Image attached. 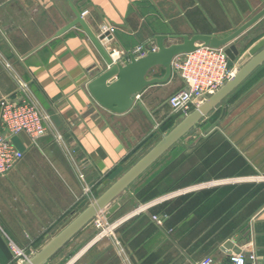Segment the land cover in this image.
<instances>
[{"label":"crops","instance_id":"obj_1","mask_svg":"<svg viewBox=\"0 0 264 264\" xmlns=\"http://www.w3.org/2000/svg\"><path fill=\"white\" fill-rule=\"evenodd\" d=\"M71 5L112 59L122 61L139 56L143 46L156 49L157 35L227 36L264 0H0V100L20 97L22 87L46 126L36 142L23 133L11 137L23 156L0 175V225L30 255L81 201H92L176 124L167 100L184 86L172 72L139 92L123 113L99 105L87 84L106 69L102 57L79 25L55 35L74 19ZM261 33L264 17L235 43ZM163 73L155 67L148 78ZM176 148L179 154L167 157ZM215 179L233 182L166 198ZM115 202L110 217L99 213L109 222L154 204L112 235L97 237L91 220L46 264H197L206 256L225 259L220 248L227 240L252 247L256 264H264V63ZM0 264H13L1 236Z\"/></svg>","mask_w":264,"mask_h":264},{"label":"water","instance_id":"obj_2","mask_svg":"<svg viewBox=\"0 0 264 264\" xmlns=\"http://www.w3.org/2000/svg\"><path fill=\"white\" fill-rule=\"evenodd\" d=\"M74 19L56 32L59 36L70 28L79 25L106 64V69L90 80L87 88L102 107L123 113L133 104L135 96L145 87L166 82L171 74V62L179 54L193 51L199 44L213 48H224L228 57V66L236 67L234 75L217 91L207 96L205 100L188 114L181 116L176 124L164 135H161L146 151H144L121 175L107 185L92 201H81L79 211H72V218L51 237L44 245L35 251L22 264H46L47 261L64 247L83 227L93 220L99 213L107 211L110 217L119 205L115 200L142 174H144L164 153L183 137L192 134L201 120L217 107L230 93H232L257 67L264 63V40L252 45L239 61L236 41L248 29L264 17V6L238 28L224 37L207 34L188 35H157L156 49L148 50L144 46L143 56L130 53L128 59L115 61L103 47L100 39L93 33L85 22L81 13L71 5ZM179 39V42L166 45L165 40ZM155 67H162L161 77L148 78L149 71ZM114 78V79H113ZM220 250L229 255L239 253L241 248L232 240L223 243Z\"/></svg>","mask_w":264,"mask_h":264},{"label":"built area","instance_id":"obj_3","mask_svg":"<svg viewBox=\"0 0 264 264\" xmlns=\"http://www.w3.org/2000/svg\"><path fill=\"white\" fill-rule=\"evenodd\" d=\"M141 52L139 56L145 54L142 50ZM171 69L180 76L184 83V86L170 95L167 100L170 109L179 118L201 104L207 96L217 91L235 73V67L228 66V57L224 48H213L203 44H199L191 52L175 56L171 62ZM21 89L24 93L20 97H4L0 100V175L7 173L23 156V153L11 141V137L23 133L32 142H36L46 132L44 116L40 108L22 87ZM226 182H233V180L194 184L178 189L166 198L209 189ZM163 199L164 197H161L159 201ZM153 204L154 202H150L138 206L129 214L110 222L103 215L98 214L93 219L94 227L98 231L96 236L112 235L123 221L146 212ZM152 219L160 222L156 216H152ZM0 230L15 264H22L28 260L31 255L1 226ZM197 264H256V255L252 247H247L244 250L241 249L239 253L226 255L223 260L206 256Z\"/></svg>","mask_w":264,"mask_h":264},{"label":"rangeland","instance_id":"obj_4","mask_svg":"<svg viewBox=\"0 0 264 264\" xmlns=\"http://www.w3.org/2000/svg\"><path fill=\"white\" fill-rule=\"evenodd\" d=\"M263 39L264 40V33H261V34H259L257 37H255V38H253V39H250L248 42H244V44L243 45H241V43L240 42H237V44H236V46H237V50H238V53H237V56H236V62L237 61H239L240 59H241V57L245 54V53H247L248 52V50H249V48L252 46V45H254L255 43L254 42H256V40H260V39ZM235 71H236V67H235ZM172 111V110H171ZM173 114H175L174 112H172ZM43 114V113H42ZM176 115V114H175ZM44 116V115H43ZM176 117H177V119H179V116H177L176 115ZM175 151L176 152H169V153H167V157H174V156H177L178 154H179V152H178V149L176 148L175 149ZM182 151H186V148L185 147H183L182 148V150H181V152ZM180 152V153H181ZM193 152V151H192ZM192 152H189L190 153V156H193L194 155V152H193V154H191ZM188 153V154H189ZM184 155V157H186V152H183V154H182V156ZM194 157V156H193ZM161 164H163V163H161ZM160 164V165H161ZM163 166V165H162ZM161 166V167H162ZM211 181H219V180H217V179H215V180H201V181H197V182H195L194 184H200V183H207V182H211ZM193 184V183H192ZM193 184V185H194ZM127 214H129V213H126V214H124L123 216H125V215H127ZM140 214H142V215H148V210L146 211V212H142V213H140ZM122 216V217H123ZM151 217V219H152V216H150ZM120 218V217H119ZM160 219V222H161V218H159ZM154 220V219H153ZM157 223H160V222H158V221H156ZM1 226V225H0ZM1 228L4 230V231H6L2 226H1ZM7 232V231H6ZM8 233V232H7ZM9 234V233H8ZM10 235V234H9ZM0 236H1V238L3 239V233H1V230H0ZM11 236V235H10ZM12 237V236H11ZM13 238V237H12ZM14 239V238H13ZM3 242H4V244H5V246L7 247V249L9 250V248H8V246H7V244H6V242L4 241V239H3ZM10 251V250H9ZM11 253V252H10ZM11 256H12V254H11ZM12 262H13V264H15V262H14V260L12 259Z\"/></svg>","mask_w":264,"mask_h":264},{"label":"trees","instance_id":"obj_5","mask_svg":"<svg viewBox=\"0 0 264 264\" xmlns=\"http://www.w3.org/2000/svg\"><path fill=\"white\" fill-rule=\"evenodd\" d=\"M215 188H216V187H215ZM215 188L204 189V191H205V190L209 191V190H212V189H215ZM191 194H192V192H191V193L184 194V195H181V197H187V196H189V195H191Z\"/></svg>","mask_w":264,"mask_h":264}]
</instances>
